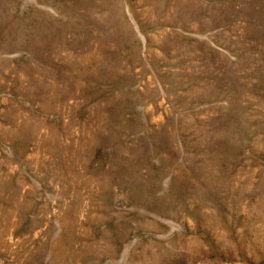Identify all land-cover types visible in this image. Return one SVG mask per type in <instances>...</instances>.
I'll list each match as a JSON object with an SVG mask.
<instances>
[{
	"label": "rangeland",
	"instance_id": "rangeland-1",
	"mask_svg": "<svg viewBox=\"0 0 264 264\" xmlns=\"http://www.w3.org/2000/svg\"><path fill=\"white\" fill-rule=\"evenodd\" d=\"M0 264H264V0H0Z\"/></svg>",
	"mask_w": 264,
	"mask_h": 264
},
{
	"label": "bare ground",
	"instance_id": "bare-ground-1",
	"mask_svg": "<svg viewBox=\"0 0 264 264\" xmlns=\"http://www.w3.org/2000/svg\"><path fill=\"white\" fill-rule=\"evenodd\" d=\"M12 175V174H11ZM9 176V175H8ZM8 179H9V177H8ZM13 179V178H12ZM1 190H2V188H1ZM13 196V195H12ZM11 199V198H10ZM18 199V198H17ZM9 203H11V202H9ZM2 204V203H1ZM24 206V205H23ZM12 219V218H11Z\"/></svg>",
	"mask_w": 264,
	"mask_h": 264
}]
</instances>
